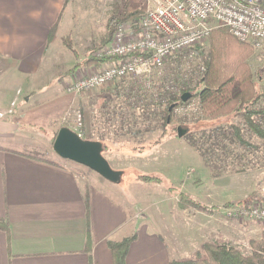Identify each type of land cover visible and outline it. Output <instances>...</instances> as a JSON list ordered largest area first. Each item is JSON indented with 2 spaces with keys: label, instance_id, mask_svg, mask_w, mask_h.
I'll use <instances>...</instances> for the list:
<instances>
[{
  "label": "crops",
  "instance_id": "0c3cea01",
  "mask_svg": "<svg viewBox=\"0 0 264 264\" xmlns=\"http://www.w3.org/2000/svg\"><path fill=\"white\" fill-rule=\"evenodd\" d=\"M67 2L0 0V66L4 64L11 70L33 76L41 71H53L62 64L58 63L59 57H67L70 69L75 62L72 57L81 59L91 55L101 36L92 42V35L88 38L77 33L81 38L73 43L76 54L62 42L64 35L59 34V27ZM87 2V7L91 5L97 13V19L100 20L99 14L106 13L104 18L108 21V3ZM54 25V40L48 42ZM86 68L94 71L97 66ZM84 69L83 66L75 71ZM72 73L61 78V85L56 89L46 93L37 89L28 94L18 108L10 109L8 100L0 103V112L7 116L0 117V218L9 224L8 230L0 228V264H113L108 241L120 240L134 231L138 237L130 246L127 264H169L171 259L190 256L214 236L227 238L224 196L221 204H209L220 205L212 212L184 208L165 185L162 189L154 186L163 183L139 181L152 185L140 191L103 176L91 181L69 161L41 154L42 158L34 156L40 151L37 146H16L15 143L28 139L21 133L23 126L49 127L63 117L66 109L80 104L75 93L61 92L71 81ZM92 139L105 141L100 136ZM195 148L193 152L180 154L181 166L180 159H175L178 167L173 174L178 179L186 167L197 163ZM192 184L196 187L192 188ZM187 186L192 190H186ZM179 191L203 201L212 199L214 192L212 187L208 189L194 182H184ZM150 198L160 208L154 217L148 214Z\"/></svg>",
  "mask_w": 264,
  "mask_h": 264
},
{
  "label": "rangeland",
  "instance_id": "374dc122",
  "mask_svg": "<svg viewBox=\"0 0 264 264\" xmlns=\"http://www.w3.org/2000/svg\"><path fill=\"white\" fill-rule=\"evenodd\" d=\"M87 1L68 0L67 2L60 23L59 34L71 35L73 43L75 39L81 38L77 33L82 37L83 35L88 38L93 36L91 38L93 39L92 42H96L100 36L102 39L108 34V21L104 18L106 13L99 14L100 20L97 19V13L93 11L91 5L89 8L87 7L89 5ZM92 1L94 3H108L107 12L109 13L107 15L110 16L120 10L124 0ZM144 1L147 3L148 8L151 5V0ZM127 21L131 22L133 20L124 22ZM83 28L87 31H84ZM101 39L95 44H98ZM233 40V43L226 46L228 51L225 54L223 53L224 50L215 53L218 69L222 73L225 69L235 72L236 68L241 69L248 66L253 73L257 86L263 88L264 41L258 45L252 42L242 43L234 37ZM210 44L211 38L204 47L197 50L198 53L194 57H190L194 54H186L181 57L187 66L188 63L193 65L195 72L192 76L205 77L207 71L206 58L210 53ZM231 53L234 57L239 56L242 58V65L237 67L238 61L235 58L230 60V56L226 57ZM86 56H81V59ZM59 58L58 63L62 64L55 66L53 71H41L33 76L11 70L2 64L0 66V103L8 100L10 109L16 106L18 108L24 102V98L37 89L46 93L49 89L51 91L58 88L61 85L60 79L65 78L64 76H70L73 72L68 69L67 57ZM72 60L75 61L73 64L75 65L77 57H72ZM201 65L205 67L204 75L203 71L196 73L200 70ZM169 66L168 63L167 67ZM86 69L85 67L84 71ZM84 71L80 70L78 72ZM200 82L201 80L191 82L185 92L189 91L193 95ZM124 88L125 83L119 81L111 87L76 94L80 98V104H76L71 109H79L82 112L84 117L82 126H79L73 118L68 120L61 118L49 127L41 128L25 125L22 127L21 133L26 134L28 139L15 143L16 146H22L21 148L37 146V150H40L37 151L38 154L69 161L70 165H75V169L87 175V179L91 181L94 180V177L103 179L102 175L93 169L59 157L55 152L53 148L54 137L61 126L68 125L74 131H77V128L81 129L82 138L92 139L99 136L104 138L105 141H102L103 153L114 169L122 171L120 180L123 185H131L130 187L144 191L152 185L139 182L141 180L137 177L143 172L153 173L161 176L163 180V184H154V186L160 187V189L164 185L166 187L170 184L177 186L176 191H169L170 195L178 202H180V185L184 182H194L198 186H205L208 189L212 187V190H214L213 198L205 201L201 200L207 204L218 202L221 204L223 201H221L222 196H224V203L229 202L228 200L231 202H237L238 200H252V203L264 202V138L254 134L245 125L241 115L234 113H221L216 116L207 115L200 109L198 99L193 97L190 102L185 104H171L173 105L172 110H174L171 112L172 115L168 116L166 122V106L158 111H155L152 105L144 108L135 107L124 93ZM64 90H67L66 86L62 88L61 92H65ZM5 115L3 117H7ZM179 128L183 130L181 138L178 137ZM236 128L240 130L246 141L245 143H241L239 138L235 136ZM216 131H222L221 137L211 136ZM224 131L228 133V136L224 137ZM191 139L197 142L199 149L198 147L195 148ZM23 142L26 143L25 147H23ZM194 148L197 150V163H194L195 166L186 167L182 178L178 179L173 174V171L178 167L175 159H180L179 166H181L180 154L183 156L189 153V150L193 152ZM191 186L192 188L196 187L194 184ZM191 186H187L186 190H192L190 189ZM144 197L148 198V196ZM149 201H151V198ZM152 204L151 201L147 206L150 217H154V214H158L160 211L157 204ZM227 227L231 230L227 231ZM263 228L264 222L231 219L224 214V234L227 235V238L224 239L241 247L244 251L249 249L250 238L259 236ZM213 238L220 237L214 236Z\"/></svg>",
  "mask_w": 264,
  "mask_h": 264
},
{
  "label": "built area",
  "instance_id": "2783aa9c",
  "mask_svg": "<svg viewBox=\"0 0 264 264\" xmlns=\"http://www.w3.org/2000/svg\"><path fill=\"white\" fill-rule=\"evenodd\" d=\"M220 26L240 41L261 44L264 0H151L138 21L120 22L111 40L92 51L94 57H113L114 61L94 71H74L66 89L83 94L123 81V91L133 106L152 105L155 111L161 110L191 82L203 78L192 76L193 65L187 66L181 57H194L210 39L211 30ZM199 69L196 73L204 75L205 67ZM62 118L84 124L79 109H67ZM76 132L82 136L81 129ZM224 213L231 219L264 222V202L232 203L224 207Z\"/></svg>",
  "mask_w": 264,
  "mask_h": 264
},
{
  "label": "trees",
  "instance_id": "16d2710c",
  "mask_svg": "<svg viewBox=\"0 0 264 264\" xmlns=\"http://www.w3.org/2000/svg\"><path fill=\"white\" fill-rule=\"evenodd\" d=\"M147 11V3L144 0H124L120 10L111 14L108 18V34L104 36L99 44L93 50L103 46L112 38L113 33L120 22L126 20L138 21ZM55 25L52 27L48 42L54 40ZM233 37L242 43L235 36H233L226 27H215L211 30L210 38V53L206 58L207 71L200 85L196 88L195 93L190 96L186 101L182 99L183 93L172 97L166 105L165 117L166 122L168 116L172 115L170 110L171 104H185L191 101L193 97L198 99L199 107L203 113L216 116L218 114H238L241 115L245 125L257 136L264 138V87L259 88L254 79L253 73L248 66L239 69L236 68L235 72L224 70L220 71L216 65V56L219 50L227 52L226 46L233 43ZM62 42L70 48L74 54L76 49L73 45L71 35H64ZM230 52V51H229ZM212 53V54H211ZM218 55V54H217ZM230 60L233 58L238 61L237 67L242 65V58L239 56L228 54ZM240 56H242L240 54ZM76 64L69 69L75 71L81 65L84 67L89 66H102L114 61L113 57H94L91 55L83 59L77 57ZM239 69V70H238ZM235 136H237L241 143H245V139L241 135L239 129H235ZM57 135V134H56ZM222 131H216L213 137H221ZM228 133L224 131V137ZM56 137V136H55ZM54 137V139H55ZM54 141V140H53ZM193 145L197 148V142L191 139ZM199 149V147H198ZM34 156L40 154L34 153ZM41 157V156H39ZM42 158V157H41ZM141 181L162 183V177L153 173H141L137 177ZM168 190L176 191L177 186L168 185ZM88 192L85 194V201L87 211H89L90 202ZM180 205L184 208H197L199 210L212 212L220 208L219 205H209L202 202L192 194L184 191H179ZM249 205L252 200H238L237 202H226L224 207L232 204ZM0 228L8 230L9 224L6 219L0 218ZM91 236L90 227H88V238ZM138 237V232L134 231L132 234L120 239L109 240L108 244L112 252L113 264H127V256L130 246L133 241ZM169 264H264V228L257 237H252L249 240V249L244 251L241 247L233 245L231 242L224 238H212L204 241L200 247L190 256L171 259Z\"/></svg>",
  "mask_w": 264,
  "mask_h": 264
},
{
  "label": "water",
  "instance_id": "95a60500",
  "mask_svg": "<svg viewBox=\"0 0 264 264\" xmlns=\"http://www.w3.org/2000/svg\"><path fill=\"white\" fill-rule=\"evenodd\" d=\"M192 95L184 92L182 99L186 101ZM173 105L170 106L172 110ZM183 134L178 129V136ZM55 152L62 158L85 165L112 182H120L122 171L114 169L105 157L103 142L97 139L82 138L69 126H61L53 142Z\"/></svg>",
  "mask_w": 264,
  "mask_h": 264
}]
</instances>
